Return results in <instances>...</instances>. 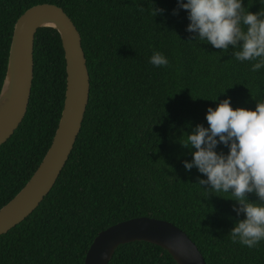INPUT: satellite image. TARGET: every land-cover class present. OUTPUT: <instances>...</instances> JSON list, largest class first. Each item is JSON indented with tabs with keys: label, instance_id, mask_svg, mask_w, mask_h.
<instances>
[{
	"label": "trees",
	"instance_id": "1",
	"mask_svg": "<svg viewBox=\"0 0 264 264\" xmlns=\"http://www.w3.org/2000/svg\"><path fill=\"white\" fill-rule=\"evenodd\" d=\"M56 4L82 39L90 94L74 147L57 181L34 211L0 235V264H84L96 235L139 216L168 220L196 243L206 264H264V241L253 249L233 243L237 217L227 193L213 194L179 139L224 98L254 109L264 102V68L236 61L186 31V10L176 0H0V89L14 24L28 8ZM257 12L259 0H242ZM153 6L164 11L152 15ZM154 51L169 63H149ZM34 77L27 112L0 145V208L33 175L57 128L66 90L60 35L38 28ZM217 96L215 101L211 100ZM227 147L217 145V151ZM249 200L256 201L254 193ZM108 264H177L162 247L132 241L119 245Z\"/></svg>",
	"mask_w": 264,
	"mask_h": 264
},
{
	"label": "water",
	"instance_id": "2",
	"mask_svg": "<svg viewBox=\"0 0 264 264\" xmlns=\"http://www.w3.org/2000/svg\"><path fill=\"white\" fill-rule=\"evenodd\" d=\"M52 27L60 35L66 62V90L52 142L23 188L0 208V235L29 216L57 181L81 130L89 94L90 75L80 32L64 9L39 3L22 13L14 24L7 68L0 89V145L22 122L34 77V41L38 28ZM146 241L167 250L177 264H206L196 243L172 222L139 216L101 230L90 245L84 264H108L116 248Z\"/></svg>",
	"mask_w": 264,
	"mask_h": 264
},
{
	"label": "clouds",
	"instance_id": "3",
	"mask_svg": "<svg viewBox=\"0 0 264 264\" xmlns=\"http://www.w3.org/2000/svg\"><path fill=\"white\" fill-rule=\"evenodd\" d=\"M177 8L186 10V31L195 40L208 42L226 52L232 46L236 61L251 63L250 71L264 68V10L245 11L242 0H176ZM264 5V0H259ZM164 10L153 6L152 15ZM149 63L165 67L169 61L161 52L154 51ZM217 96L214 99L215 101ZM207 126L197 123L179 139L182 147L191 150V160L182 161L185 170L196 167L206 179L198 185L213 194L227 193L226 199L235 201L232 209L237 217L228 232L233 243L253 249L264 241V102L254 109L233 107L229 98L209 106L205 113ZM227 152L217 151V145ZM254 193L256 201L249 200Z\"/></svg>",
	"mask_w": 264,
	"mask_h": 264
}]
</instances>
